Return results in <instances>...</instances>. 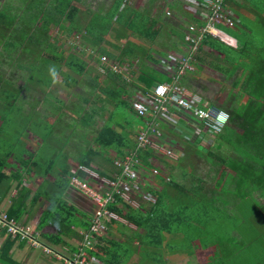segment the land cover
<instances>
[{
	"label": "trees",
	"instance_id": "trees-1",
	"mask_svg": "<svg viewBox=\"0 0 264 264\" xmlns=\"http://www.w3.org/2000/svg\"><path fill=\"white\" fill-rule=\"evenodd\" d=\"M80 1H0V94L4 95L5 99H3L8 103L5 113H9V116L12 114L14 119L20 117L22 124L30 122L29 129L38 126L37 123L42 121V117L34 109L23 111V102L20 100H25V98L20 97V92L28 94L30 97L31 92L42 91L41 88L43 87L50 88L52 83H56L58 75L64 77L67 86L74 85L78 82L72 79L68 71L77 76H84L87 73V62L81 58V55L84 54L83 50L65 55L62 47L68 42L63 37L74 39L79 36L83 48L87 47L92 50V53L103 54L113 60L116 59V56L114 57L113 54L101 47V44L109 37L110 31H113L116 41L124 37L128 38L121 49H119L118 41L117 44H111L113 50L120 52L121 56L116 59L119 62H124V58H137L138 56L141 63L156 64L158 60H155L153 56L163 57L165 55L157 53L152 46L157 44L156 40L165 25L166 13L163 12V6L158 4L160 0H147L146 7L142 12L132 9V6L129 3L127 4L126 0H109L108 5L97 6L96 11H90L88 8L81 10L74 4V2ZM162 1H165L166 11H175L174 15L180 17V19L181 17L182 19H191L177 3L171 2V0ZM254 1L256 0H252V2ZM227 2L229 3V0L226 1V4ZM152 10H154L153 14ZM136 17L138 19L136 25H134L130 18L135 19ZM189 21L197 22L194 19ZM130 25H132L135 36H128L131 31ZM155 26L158 29L153 31ZM176 27L183 30L180 24H177ZM133 39H140L147 48L143 49L135 45ZM207 39L214 43L210 47L215 49L214 45L217 39L213 40L214 38L211 36H208L205 40ZM178 46L179 42L172 41L169 49H178ZM87 57L92 58L90 54ZM93 59L99 62V58L95 57ZM137 62L139 66L141 63ZM249 62H247L246 67H242L243 70L248 68V73L242 77L241 85L237 86L238 90H226V95L220 104H217L216 98H213V92L208 90L206 85L198 82V77L191 76L195 69L193 72L186 73L177 79L181 86L190 89L193 94L200 96L206 103L214 104L226 111L229 115V124L211 139L205 145L206 147L203 139L190 142L188 138L183 137L182 142H184V145L176 144L180 147L179 151H175L176 160L157 157L150 149H144L138 153L142 177L154 179V182H157L155 185H159V188L153 189L149 185L144 187L143 190L153 196L154 201L152 203L148 202L146 206L139 204L138 208H132L117 197L120 208L111 206L109 209L116 212L128 224L142 231L139 233L138 230H133L129 235H125L123 230L117 228V237L111 236L110 238L109 235L106 238L99 237L95 243L97 252L93 255L98 257L100 261L105 264H126L133 254L139 253L142 257L139 264H146L145 258H150L154 250L160 249L167 242L165 241L167 234H181L184 230L189 232V237H185L187 243L190 240L194 245H201L203 248L217 244L219 246L226 240L229 244L239 243L238 239L231 235V230L225 229V224L227 227L231 226L227 222L229 217L223 212L224 207L228 208L233 198L242 200L248 195H250L249 199L257 195L264 196V186L251 187L239 184L240 181H245L249 177L255 179L258 177L264 180V150L260 147L264 144V73H261L263 61L254 57L253 62L250 59ZM62 66L67 69L66 73L62 72ZM128 66H130V63H128ZM3 68L10 69L8 78L4 77ZM13 69H19V76L17 71L13 72ZM130 71L134 75L132 81H127L122 74L113 73L110 69H107L104 81L98 75L88 77L89 84L95 86L99 95V106L88 108L86 106L88 100L79 97H76L77 100L67 106L66 103L49 94V92L45 93L43 101L48 105L50 104L49 100L55 103V109L52 111L53 113L58 111L55 114L57 123L61 116L68 113H73L76 116L64 128L71 127L72 135L79 138L86 137L85 128L93 121L101 119L103 111L107 112L111 117L104 122L102 120V125L95 129L92 142L96 148L113 149L112 151L115 152L116 157H122L126 150L134 149L136 132L127 130L125 133L122 128L119 129L118 124L113 121V114L120 110L122 105H130V101L137 92L147 93L155 84L172 82L171 77L163 73L162 75L154 68L149 69L146 65L142 70H136L138 74H134L135 70L130 69ZM149 71L161 74L165 82L158 81L151 86L152 76ZM22 74L26 77L24 78ZM27 81L31 82L30 85H27ZM88 92L91 94V91ZM244 96L247 97L245 104L237 111L236 106ZM108 107L113 109L110 111ZM88 111H90V114ZM137 118L141 120V126H144L145 122L150 126L157 123L160 132L162 129L167 128L173 137H177V132L170 129L161 119H156L154 115L147 118ZM6 121L4 119V122ZM47 123L45 124L49 130L52 124ZM77 128L79 129L78 133ZM24 129L25 127L15 128L14 130L15 133L17 130V134H19ZM212 140L213 142H211ZM223 147L231 148L229 150H239L237 148L242 147L246 154L237 152L225 154L222 150ZM245 147H249V151L245 150ZM204 148H207L206 152L203 150ZM6 155L8 153L0 156V185L9 180V176L1 171L2 162H4ZM81 157L79 165L89 167V165L94 164L98 168L103 167L102 160L104 157L100 151L87 150ZM65 158L66 156H61L62 160H59L63 166L65 165ZM153 158L161 163V167H156L158 170L156 175H152L151 172V160ZM106 161L110 163L107 159ZM112 166L114 167L113 163ZM252 168L255 171L252 172ZM66 169L63 171L64 177L60 180L59 193H63L74 174V166L70 167V171L68 167ZM245 173H248L249 177L245 176ZM108 177H111V175H108ZM226 177H229L228 183L224 182ZM211 180L213 183L208 184ZM230 182L233 185H229ZM233 182H236V184ZM39 193L43 194L42 190ZM40 194L37 193L36 198ZM45 195L47 194L45 193ZM51 205L54 209L62 211L64 216L68 215V218L73 217L76 212L79 213L78 210L68 206L64 200L59 198L56 203L52 202ZM218 213L222 214H220L221 218L218 217L220 215L217 216ZM80 214L83 218H87L83 224H80V227L87 230L89 225L88 215L81 212ZM55 215L60 217L61 213H55ZM12 216L17 220L18 215L16 213L13 212ZM68 218L65 219L62 216L61 222L66 220L65 222L70 223L71 219L68 220ZM45 219V215L40 218L38 228L43 227ZM241 220L245 221V218ZM55 222H57L59 230L62 232L68 231L69 225H61L58 220ZM108 231L113 230L108 228ZM57 240H59V236H57ZM136 240L135 245L134 241ZM10 241L17 240L10 239ZM10 243L8 240L4 244L6 248L10 246Z\"/></svg>",
	"mask_w": 264,
	"mask_h": 264
},
{
	"label": "crops",
	"instance_id": "crops-1",
	"mask_svg": "<svg viewBox=\"0 0 264 264\" xmlns=\"http://www.w3.org/2000/svg\"><path fill=\"white\" fill-rule=\"evenodd\" d=\"M171 2L177 3L187 16H190L191 19H194V21L196 20L197 24L200 23L197 19H195L193 13L190 12L191 4L186 0H171ZM226 5L227 9L232 13L235 19V26L233 28H227L223 25L217 26L221 32L220 35L222 39L213 37V40L217 39L215 41L216 44L214 45L215 49L210 47V45L214 44L210 42V39L202 42L193 63L195 71L191 73V76L199 78L198 82L200 84L206 85L208 90L213 92V96L223 93L226 95L225 92L228 89L238 90L237 86L241 85L242 77L248 73V68L245 69L246 71L243 70V68L248 65L247 62H249V59L251 62H253L254 57L262 59L263 65L261 73H264V0H256L254 2H252V0H229V3L227 2ZM161 6H163V12L165 14V11L167 10L166 5H162L161 3ZM173 13L176 12L173 11ZM191 19L189 18L187 20ZM178 29L180 34H172L169 38L175 43L179 42V46L177 47L178 49L167 48L168 50H166V53L164 54L167 55L168 52L186 53L185 45L183 43L184 30L182 31L180 28ZM133 41L135 45L142 47L143 49L147 48V46H145L140 39H133ZM260 47L263 48V50H261ZM154 50L157 53H161V50ZM93 54H95L97 59L100 58V56H103L92 52L90 55L92 56ZM153 57L155 60H158L156 64H150L148 62L141 63V59L137 58L141 64L134 69V74H138V71L142 70L145 65L149 69L154 68L156 70H160L162 65L160 63V59H162V57L158 55H154ZM106 59L109 58L107 57ZM124 59L125 62H127L128 58ZM112 62L113 61H111V63ZM98 63L100 65V62ZM115 65L122 67L121 69L123 70L124 68L128 70L126 67L127 65H121L120 63H116ZM107 69L109 70L107 67L104 68V72L106 71L104 74L107 73ZM112 72L122 74L127 81H132V76H134L131 72L129 78L124 71ZM182 87L192 93V91L187 87ZM3 98L4 95L0 94V156H3L5 153H8V155H6L4 162H2L3 167L1 171L6 176H9L10 181L6 180L4 184L0 185V213L5 214L8 218H11L22 225L31 227L34 230V236L43 246L48 247L55 252L71 254L76 250L77 244L81 241V233L85 231L80 227V224H83L87 218H83L80 212L88 215L89 218L91 210L85 211L77 203L78 199L76 200L68 196V191H70L74 193L76 197L84 199L78 193L70 189L69 182L67 183L66 189L63 193H59V184L61 182V178L64 177L63 171L67 170V167L70 171L71 166L79 163L80 158H82V154H85L87 150L97 149L95 148V145L92 144L81 146L78 144L61 142L59 140L60 137H74L77 139L76 136L72 135L71 127L67 129L64 128L68 123H71V118L66 115H71L73 113H69L65 116H61L58 124L55 121V124L49 128V130L45 125L46 130L44 134L39 133L37 135L36 132L39 127H31V129H29V134L35 137L37 141L35 143H31L28 139V137H30L28 134L22 152L18 154L17 158H13L16 153L11 149L12 143L8 141L5 135L6 131H2V129L5 123L4 119L8 121L14 116H12V114L9 116V113H5V108H8V103L4 100L5 98ZM246 98L247 97L244 96L240 102H238L236 106L237 111L243 107ZM40 117H42V123L47 122V116L40 115ZM65 118L67 120H65ZM55 125L56 129L54 130ZM139 128L140 126L135 128L134 132H137ZM92 136L88 137V139L93 140ZM211 142H213V140ZM207 143L208 142H206L204 146L207 145ZM47 144H53V146L57 149L54 150L59 151L60 153L58 154L60 156H66L64 166L62 164L60 166L59 164V162L61 163V161H59L61 157H58V163H55L57 158H54V156L46 159L44 162H38L35 159L30 160L36 154L37 148ZM260 147L264 150V144L260 145ZM71 148L72 152L70 150L71 153H68L67 150ZM206 149L207 148H204L203 150L206 152ZM229 149L231 148L223 147V153L237 152L244 155L246 154L242 147H238L237 149L239 150ZM244 149L249 151V147H245ZM26 153H29V156H27ZM70 154L71 156H74L72 157L73 159ZM108 155L109 153H103V167L98 168L94 164L89 165V167L104 177L114 175L117 171L112 166V161L116 155L115 153L112 154L111 157H108ZM106 159L110 161V163L107 162ZM62 166L63 168H61ZM253 171H255L254 168H252V172ZM245 176L249 177L248 173H245ZM228 178L229 177L224 178L225 183L229 182ZM236 182L233 183L236 184ZM211 183H213L212 180L208 182V184ZM239 184L251 187H262L264 186V180L258 177L257 179L249 177L245 181H240ZM229 185H233L232 182H230ZM31 187H33V189ZM40 190H42L43 194L39 193ZM37 193L40 195L36 198ZM45 193L47 195H45ZM249 196L250 195L242 200H237L235 198L231 199L230 205H228L229 207H224L223 210L225 215L229 217V220L234 222V226H231L230 228L231 232L233 231L231 235L235 236L239 243H230L228 246H224L222 243L219 246L217 244L203 248L201 245H194V243L190 242L189 239L188 243H185V237H189L188 231L185 232L184 230L181 234H167L165 236V241H168L171 245L169 247L165 242L169 252L166 253L165 251L163 253L166 260V263H164L186 264V261H188L189 264H264V198H262L264 196L257 195L250 199ZM58 197L59 199L64 200L68 206L79 211V213L76 212L74 214V216L78 217L75 220V223H67L65 222L66 220H62L61 222L62 216L65 219L68 217L66 215L64 216L62 211L54 209L51 205L52 202L56 203L58 201ZM116 208L120 207L116 206ZM13 212L18 215L17 220L12 216ZM55 213H61L60 217L59 215L56 216L57 214L55 215ZM43 215L46 216L45 222L43 223L42 228H38L40 218ZM48 218L53 220L49 221ZM243 218H245V221L241 220ZM56 220L60 221L61 225H69L68 231L62 232L59 230L57 222H55ZM229 220H227V222ZM121 225L122 224L117 223L112 224V226ZM112 226L110 225L108 228L112 229L114 232H109L110 230L108 232L109 236L114 237L117 228L113 229ZM57 236H59V240H57ZM8 240L11 243L10 246L6 248L4 244ZM182 241L185 243L184 245L177 243H183ZM197 250L200 252H202V250H214V252L212 254L207 253L208 255L200 261V259H197L196 257ZM4 251H6L5 258L3 257ZM34 251L41 254L39 248L31 247L21 241H10V239L5 236L4 230L0 227V264H61L49 255H46L49 262L41 263L40 258L37 257L36 252Z\"/></svg>",
	"mask_w": 264,
	"mask_h": 264
},
{
	"label": "built area",
	"instance_id": "built-area-1",
	"mask_svg": "<svg viewBox=\"0 0 264 264\" xmlns=\"http://www.w3.org/2000/svg\"><path fill=\"white\" fill-rule=\"evenodd\" d=\"M169 1V0H168ZM191 4L190 12L200 23H188L183 32V43L186 53L169 52L161 59V70L171 77V83L155 84L147 93L137 92L130 101L131 110L137 117L147 118L154 115L170 129L178 132L190 142L202 139L199 133L206 136L204 143L218 135L229 124L226 111L214 104H208L200 96L184 89L177 79L186 73L193 72L194 59L202 42L208 37L221 38L218 25L233 28L235 19L226 8L227 0H186ZM169 15V11L165 12ZM103 68L118 72V66L109 62L106 57L99 58ZM157 126V127H156ZM180 129V130H179ZM134 149L126 150L122 157H114L116 173L104 177L79 164L74 165V174L69 180V187L78 193L92 206L87 230L81 233V241L71 254L55 252L43 246L34 236V230L22 225L5 214L0 213V227L5 236L24 242L31 247L39 248L61 264H105L92 253L97 252L96 240L108 236V227L126 221L109 208L120 207L118 199L132 208H138V199L153 202L154 197L143 190L148 179L142 177L138 153L150 149L155 156L176 160V143H168L158 125L151 126L145 122L136 132ZM158 157V156H157ZM152 175L158 170L152 164ZM124 221V222H123ZM122 222V223H121ZM124 225V224H122Z\"/></svg>",
	"mask_w": 264,
	"mask_h": 264
},
{
	"label": "rangeland",
	"instance_id": "rangeland-1",
	"mask_svg": "<svg viewBox=\"0 0 264 264\" xmlns=\"http://www.w3.org/2000/svg\"><path fill=\"white\" fill-rule=\"evenodd\" d=\"M0 1H2V0H0ZM108 2H109V0H81L80 2H74V4L77 7H79L81 10H84V9L88 8V10H90V11H96L97 6H100V5H103V4H104V6L108 5ZM126 2H127V4L129 3L132 6V9H134L135 11H138V12H142V10L146 7V4H147V0H126ZM161 3H162V5H164L165 1L160 0V3H158V4L161 6ZM153 13H154V10H152V14ZM165 16H166V18H165V26L162 27V30H161L162 32L159 35V37L157 38V40H156L157 44L152 45L153 49L161 50V53H163V54L166 53V50H168L167 48H169L170 45H171L172 41L169 39L170 36L172 34H176V33L180 34V31H179L178 28H176V25L180 24L182 29L184 30L185 26H187V23L190 22L187 19H182L181 18L182 19L181 20L178 16L174 15L172 10L169 11V15H165ZM130 19H132V21L134 22V25H136V21H137L138 17H136L135 19H133V18H130ZM131 26L132 25H130V27ZM157 29H158V27L155 26V28H153V31H155ZM132 30L133 29L131 27V31H130V34L128 36H135L136 35L135 32H133ZM63 39L66 42H68V43L64 44L63 47H62V50H63L65 55H68L70 53L72 54V52H79V51L83 50L84 54L81 55V58L84 59L85 62H87V65H88V67L86 69L87 73L84 76H77L73 72H69L68 71V74L72 77V79H75L78 82L77 84H74V85L70 84L69 86H67L65 84L64 77L58 75L56 77V83H52L50 88L48 87L46 89L45 87H43V88H41L42 91L39 90V91H36L34 93L31 92L30 97L28 96V94L20 92V97L25 98V100H20L21 102H23V105H22L23 106V108H22L23 111L24 110L29 111V109H34L35 111L39 112V114L41 116H47L48 117L47 118V122H48L47 124H52V126L55 124V114H57L58 111L53 113L52 110H54L55 106H56L53 101L49 100L48 102L50 104L49 105L45 104V102L43 101L45 93L49 92V94L54 95V97H56L57 99L62 100V102H64V103H66L67 106L70 105L71 103L75 102L77 100L76 97H79V98H84L85 100H88V103L86 105L88 108H90L92 106L95 107V106H99V95H98V93L96 91L95 86H92V85L89 84L88 77H91L92 75H96V74H98V75L101 74V75H99L100 79H102L103 81L105 80V78H104L105 77L104 76L105 75L104 74L105 73L104 72V68L101 65H99V63L96 62L95 59L94 60L92 59V58L96 57L95 54L92 55V58L91 57H89V58L87 57L89 54H91L92 50L87 48V47L83 48V46H81V38L79 36H76L74 39H71V37L70 38L69 37H63ZM127 39L128 38L124 37V38H121V39L117 40L118 44H119V47H120L119 49H121V47H123L126 44ZM117 41L115 39L114 32L110 31L109 37L105 40V42H103L101 44L102 49H104L107 52L113 54L114 57L116 56V59L119 58L121 55H120L119 51H116V50L112 49L111 44L112 43H116ZM161 44H162V46H159ZM260 49L263 50V48H261V47H260ZM152 53H154V52H152ZM103 56H105V55H103ZM137 58H139V57L137 56ZM137 58L136 57L129 58L127 60V62H125V61L124 62H119L116 59H113V60L110 59V60L113 61L112 62L113 64H116V63L119 64L120 63L121 65H127L126 67L128 68V70H126L125 68L123 70V69H121L122 67H117V68L120 69V71H118V72H123V71L126 72V74L128 75V78H129V75H130V72H131L130 69L134 70L138 66V62L137 61H139V59H137ZM107 60L110 61L109 59H107ZM128 63H130V66H128ZM61 70L64 73L67 72V69L64 66L61 67ZM2 71H4V73H5L4 77L8 78V74H10V69L9 68H3ZM14 71H17V75L20 74L19 73L20 72L19 69L18 70L13 69V72ZM158 71L161 72V74L163 73L164 75H166L161 70V67H160V70H158ZM149 74H151V76H152V84H151V86L155 82L164 80L163 77H162L163 74L161 75L159 73H156L155 71H152V72L149 71ZM22 76L24 78L26 77L23 74H22ZM9 77H11V76H9ZM163 82H165V81H163ZM26 83H27V85H30L31 82L27 81ZM69 83H71V82H69ZM42 85H44V84H42ZM16 86H18V85H16ZM53 89H55V90H53ZM88 91H91V94ZM224 96L225 95L223 93V94H218L216 96H213V98H216L217 104H220L221 101L223 100ZM63 107H65V106H63ZM48 109H50L52 112L49 111ZM108 109L111 111L113 108H111V107L109 108L108 107ZM65 112L68 113L66 110H65ZM88 112L90 114V111H88ZM66 116L70 117L71 119H75L76 118V116L74 114L66 115ZM101 116H102L101 119H97V120L93 121L87 128H85L86 135H87L86 138L77 137V139H75L74 137L73 138H68V137H63L62 138V137H60L59 140L61 142H68V143H71V144H78V145H81V146H86V145H90V144L95 145L92 142L93 140L88 139V137H91L92 135H94L95 128H97L100 125H102V123L107 118L111 117V115H109L107 112H104V111L101 113ZM113 117H114L113 121H115L116 124H118L119 129L122 128V131L125 132V133H126L127 130H135V128H138L142 124V123H140L141 120H139L134 115V113L131 110L129 104L122 105L120 107V110H118L116 113L113 114ZM65 120H67V119L65 118ZM102 120H103V122H102ZM37 125H38L39 128H38L36 134L37 135L39 133L44 134L45 130H46V126H45L46 124L42 123V121H41V122H38ZM30 126H31L30 122H27L26 124H22L20 117H15V119L11 118V120H8L7 122L4 123L2 131H6L5 135H6L7 139H8V141L10 143H12V148L11 149L16 153L13 158H17L18 154L22 152V149H23V147H24V145L26 143V138H27V136H28V134L30 132L29 131V127ZM23 127H25V129L22 130L21 133L17 134L18 133L17 130H16V133H15V130H14L15 128L16 129L17 128L20 129V128H23ZM55 129H56V125H55L54 130ZM76 130H77V133H78L79 129L77 128ZM168 130L169 129H167V128L166 129H162L164 137H166L168 139V143H172V146H174L175 145V141H176V144L183 146L184 145V142H182L183 139H182V137L180 135H178V132H177V135H176L177 137H173V135L170 132V130L169 131ZM178 136H180V137H178ZM199 136L203 140H206V136L203 133H199ZM28 139L30 140L31 143H35L37 141V139L35 137L31 136V135H30V137H28ZM31 143H30V146H31ZM178 145H177V148L180 149V147H178ZM29 149H30V147H29ZM54 149L57 150L53 146V144H47L45 146L39 147V148H37L36 154L30 160L35 159L38 162H44L46 159L54 156V158H57L55 163H58V157H61L58 154L60 152L59 151H55ZM96 149L100 150V152H102V153H109L108 157H111L112 154L115 153L114 151H112L113 149H100V148H96ZM70 150L72 152V148L68 149L67 152L71 153ZM26 155L29 156V153H26ZM70 156H71V154H70ZM157 156L160 157L159 155H157ZM72 157H74V156L72 155L71 158ZM152 162H153L152 164H154L156 167H161V163L158 162L156 159L153 158ZM59 164H61V163L59 162ZM114 169L116 170L115 167H114ZM145 183L147 185H149L150 187H152L153 189H158L159 188V185H157V186L155 185V184H157V182H154V179L150 178ZM31 188L33 189V187H31ZM68 196H70L71 198L76 199V200L78 199L77 203L85 211H90L91 210L92 206L86 200L76 197L75 194L70 192V191H68ZM137 202H138V204L145 205V206L148 203V202L142 201L140 199H138ZM71 213H72V211H71ZM220 214L221 213H218L217 216L220 215ZM221 215L218 216V217L221 218ZM77 218L78 217H76V216H73V217L70 216V218H68V220L71 219L70 220L71 223H75V220ZM48 219H49V221L53 220L51 218H48ZM219 223L224 225L222 222H219ZM122 224H124V225L123 226L122 225L121 226H112V228H118V229L123 230V233H125V235H129L130 232L133 231V230H135V231L138 230V229L134 228L132 225H129L128 223L124 222ZM228 224H230V226H234V223H232L231 221H228ZM226 228L230 229L231 227H227V225L225 224V229ZM141 231L142 230H138L137 232L141 233ZM232 233H233V231L231 232V234ZM117 236H118V233L116 232L114 237H117ZM110 238H111V236H110ZM186 242H187V240L185 241V243ZM136 243H137V240L134 241L135 245H136ZM166 243L170 247L171 244L168 243V241ZM177 243L178 244H185L184 242L183 243L177 242ZM167 245L163 244L160 247V249L154 250L152 252L153 255H151L150 258H145L144 261H146V264H165L166 260H165V257L163 256V253L165 251H166V253L169 252L168 249H167ZM223 245L224 246H228L229 245L228 241L226 240L225 242H223ZM39 251L41 252V254L36 252V251H34V252H36L37 257L40 258L41 263L49 262V260L47 259L46 255H44L42 250L39 249ZM150 251H152V250H150ZM213 252H214V250H210V251L202 250V252L197 250L196 251V257H197V259H200V261H201L202 259L205 258V256H207L208 254H212ZM156 253H157V255H156ZM141 259H142L141 255L139 253H135V254L132 255V257L128 260V262L126 264H139ZM186 264H189L188 261H186Z\"/></svg>",
	"mask_w": 264,
	"mask_h": 264
}]
</instances>
